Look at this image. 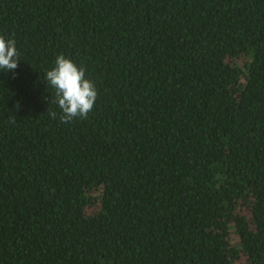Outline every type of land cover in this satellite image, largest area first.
<instances>
[{
  "label": "trees",
  "instance_id": "16d2710c",
  "mask_svg": "<svg viewBox=\"0 0 264 264\" xmlns=\"http://www.w3.org/2000/svg\"><path fill=\"white\" fill-rule=\"evenodd\" d=\"M0 35V264H264V0H0Z\"/></svg>",
  "mask_w": 264,
  "mask_h": 264
},
{
  "label": "clouds",
  "instance_id": "9594fccd",
  "mask_svg": "<svg viewBox=\"0 0 264 264\" xmlns=\"http://www.w3.org/2000/svg\"><path fill=\"white\" fill-rule=\"evenodd\" d=\"M20 52L14 39H6L0 35V71L14 72L20 61ZM55 66L45 74L48 88H52L55 98L50 102L58 104L61 109L59 119L61 122H71L73 119L87 118L93 110L98 92L94 82L85 78V68L77 66L71 59L63 54L55 59ZM56 118V112H50ZM15 117L12 122H15Z\"/></svg>",
  "mask_w": 264,
  "mask_h": 264
}]
</instances>
